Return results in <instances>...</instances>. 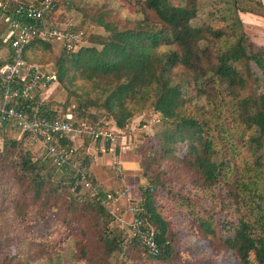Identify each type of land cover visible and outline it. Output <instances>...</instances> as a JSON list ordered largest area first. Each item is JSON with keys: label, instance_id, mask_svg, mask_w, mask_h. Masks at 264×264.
<instances>
[{"label": "trees", "instance_id": "obj_1", "mask_svg": "<svg viewBox=\"0 0 264 264\" xmlns=\"http://www.w3.org/2000/svg\"><path fill=\"white\" fill-rule=\"evenodd\" d=\"M45 1L0 0V16L9 22L27 23L25 13ZM52 3V12L46 15L49 19L61 22L59 12L64 4L67 11H80L102 33L88 36L74 25L85 32V41L90 44L75 52L62 47L58 56L55 45L44 39H35L23 48L22 61L54 73L60 86L77 101L66 102L60 112L56 102L49 100L40 107L42 115L64 118L71 108L78 121L110 126L103 121L106 118L122 132L145 114L156 115L162 123L159 135H141L138 161L129 163L139 171L142 192L132 203L144 221L142 231L156 230L158 253L154 255L140 235L127 234L129 228L122 224L123 230L110 227L116 220V208L108 198L119 191L106 192L89 172L91 139L75 159L81 170L89 172L93 185L88 190L74 166L36 158L32 137L27 133L17 137L15 129L6 125L0 128V264H111L112 257L120 260L119 264H204L213 259L202 254L205 243L211 241H218L220 249L230 252L238 264H264V184L250 180L242 183L243 192H239L236 183L226 180L225 170L230 166L219 158L217 138L212 134V125L218 123L207 117L217 118L216 104L227 95L233 103L234 120L252 132L250 148L256 153L264 148V90L251 91L253 66L264 77V48L252 41L242 18L246 14L264 18V3ZM201 15L207 20L198 23ZM7 38L8 34L0 46L10 54L1 58L0 66L15 61L11 38ZM256 83L264 87V80ZM191 87L194 96L189 94ZM189 103L195 106V114L185 109ZM120 150L118 144L117 154ZM120 160L123 172L125 162ZM257 164L263 166L261 161ZM187 178L203 191L224 185L229 205H241L237 222L210 212L208 217L202 216L199 201L188 197L189 221L182 226L178 214L161 200L184 198L178 191ZM119 207L116 212L122 214ZM127 215L131 214L127 211L118 217L119 222L128 223Z\"/></svg>", "mask_w": 264, "mask_h": 264}, {"label": "rangeland", "instance_id": "obj_2", "mask_svg": "<svg viewBox=\"0 0 264 264\" xmlns=\"http://www.w3.org/2000/svg\"><path fill=\"white\" fill-rule=\"evenodd\" d=\"M73 1L77 4L76 2L81 3L83 0ZM261 1L264 3V0ZM62 6L63 7L59 12V16L62 20L61 22H58L62 25V27L73 24L85 30L88 36L96 33H102L101 28L92 23V21L85 19L84 15L80 11H67L64 7L65 5L63 4ZM79 6L82 5L79 4ZM242 18L245 23V30L251 37L252 41L257 47L264 48V18L260 16L250 17L251 19L244 16H242ZM204 20H207V16L201 15L197 22L202 23ZM10 30V22L0 16V40L4 41ZM53 44L55 45L54 53L58 56L61 52L62 43L53 42ZM88 44L90 43L85 41L84 46ZM8 51L9 50H7L6 47L4 48L0 46L1 58L5 59V57L9 54ZM1 58L0 60H2ZM253 70L255 74V82L251 85V91L253 93H260L262 92L261 87L264 90L263 84H257L256 82H263L264 77L256 66H253ZM189 94L190 96L195 95V91L192 87L189 89ZM43 100L44 103L49 100L50 102H56L60 108V112L64 109L63 104L66 102L70 101L71 104L77 103V101L73 97L71 98L69 93L60 86L57 80L50 92L43 96ZM216 108L217 118L210 115L207 117L212 121H217L218 123L217 126L212 125V128L215 129L212 134H214L217 138L216 149L220 152L219 158L225 160L229 164L228 166H230V168L225 170V174L227 175L226 180L234 185L236 183V185L239 186V192H243L242 183H249L250 180L256 179L264 184V148L257 153L250 148L249 136L252 135V132L245 131L244 127L240 126L239 123L234 120L232 112L233 103H231V99L227 95H223V101L219 100L217 102ZM185 109L190 114H195L196 112V108L192 103L187 104ZM156 118V115L153 116L151 114H145L137 117L131 122V127L124 132V134L121 133L119 135L117 144L122 145L120 150L121 154H109L102 152L101 150L98 152L97 148H91L90 152H88L92 160L90 173L92 172L91 174L94 176L97 174L95 177L100 178L99 181L97 180L99 186L103 187L108 193L122 191L127 186L130 188L131 198L129 200H120L118 203V207L120 206L119 208L123 215H125L127 209L135 206H133L132 201H137L141 198L142 192L139 187V171L132 168L129 163L138 161L137 149L140 145L142 134L148 133L150 135L157 136L162 132V123L158 122ZM105 119L106 118H104L103 121H105L106 124H110V127H112L113 123ZM222 127L223 130H225L223 133L221 132ZM15 134V136L19 137L22 132L16 131ZM36 148L37 147L35 146L34 153L36 154V158H40L41 154ZM120 157L122 158L123 163L125 162L122 174L117 173L115 169L116 166L114 165V161H121ZM258 161H261L263 166H259L257 164ZM92 168L96 169V174L93 173L94 169L92 170ZM72 169L75 168L72 167ZM175 174L178 176L177 173ZM184 180L185 181H182L180 184L178 191L179 194L184 196V198H177L174 200L172 198L163 197L161 200L162 205H165L172 212L178 214L179 221L182 226H186L189 221L188 216L191 208L190 205H188V197L199 201L202 206V216L208 217V213L210 212V214H216L217 218L229 219L230 221L237 222L238 218L242 215V212L238 211V208L241 205H238L237 203H233L232 206L229 205L230 200H228V191L224 185H221L212 191H203L200 188L191 185L188 178ZM100 182H102V184ZM183 204L185 205L182 206ZM114 210L113 214H115L114 216L116 220L111 223L110 227L116 228L117 231L123 230L118 219V217L123 215L121 213L118 214L116 209ZM166 211L167 210H162L160 212L165 213ZM127 217H129V215H127ZM129 218L130 220L128 223L132 220L131 215ZM126 228L128 229L129 227ZM127 234L130 235L129 230ZM221 235L222 234H220V236ZM202 254H206V257L213 258L211 262L205 261L204 264H238L237 260L230 252L220 249V243L218 241L205 243ZM200 258V260H202L201 255ZM119 261L120 260L115 259V257L110 259L111 264H119Z\"/></svg>", "mask_w": 264, "mask_h": 264}, {"label": "built area", "instance_id": "obj_3", "mask_svg": "<svg viewBox=\"0 0 264 264\" xmlns=\"http://www.w3.org/2000/svg\"><path fill=\"white\" fill-rule=\"evenodd\" d=\"M53 7L52 0H46L43 5L30 8L25 13L27 23L17 20L10 22L11 30L7 40L11 38L10 45L11 50L15 52V61L0 66V128L12 126L15 131L29 134L41 157L51 160L58 166H74L82 174L85 189L91 190L93 184L90 171L81 170V163L75 161L78 158V150L85 147L87 139H91L93 142L88 152L91 148H97L98 152L101 150L109 154L117 153L119 135L124 132L110 126L78 121L70 110L64 118L54 119L42 115L40 107L44 103L43 96L50 92L56 82V76L52 72L43 71L37 64L22 61L23 48L35 39H44L51 43L61 42L66 50L75 52L85 43L83 30L75 29L73 24L62 27L60 23L46 17L52 12ZM8 53L10 54V51ZM156 120L160 122L158 117ZM74 142L77 145L70 144ZM114 163L117 173L122 174L121 161ZM130 198V188L127 186L116 196L109 195L108 200L118 210L119 201ZM127 211L132 215V220L130 223L121 224L129 227L131 236L140 235L143 242L156 255L158 253L155 242L156 230L152 228L142 231L144 221L138 217L137 209L130 207Z\"/></svg>", "mask_w": 264, "mask_h": 264}, {"label": "crops", "instance_id": "obj_4", "mask_svg": "<svg viewBox=\"0 0 264 264\" xmlns=\"http://www.w3.org/2000/svg\"><path fill=\"white\" fill-rule=\"evenodd\" d=\"M244 17H246V18H248V19H251L250 17H253V15H250V14H246V15H243ZM2 17V16H1ZM0 58H1V56H0ZM1 61V60H0ZM95 168V167H94ZM94 168H92V170L94 169ZM93 173H95L96 174V169H94V172ZM95 176H97V174L95 175ZM96 179L99 181V179L100 178H98V177H96ZM101 184H102V182H100Z\"/></svg>", "mask_w": 264, "mask_h": 264}]
</instances>
